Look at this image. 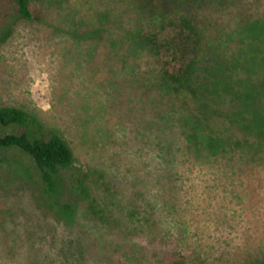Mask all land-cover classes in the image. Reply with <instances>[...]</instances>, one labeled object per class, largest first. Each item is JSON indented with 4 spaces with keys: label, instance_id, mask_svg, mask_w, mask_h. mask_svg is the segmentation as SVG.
I'll list each match as a JSON object with an SVG mask.
<instances>
[{
    "label": "rangeland",
    "instance_id": "obj_1",
    "mask_svg": "<svg viewBox=\"0 0 264 264\" xmlns=\"http://www.w3.org/2000/svg\"><path fill=\"white\" fill-rule=\"evenodd\" d=\"M13 2L0 0V108L60 134L85 191L60 216L32 159L0 151V264H264V161L243 162L237 148L230 170L227 160H163V131L152 127L157 49L128 37L186 16L206 52L263 16L264 0L160 10L145 0H32V20L12 17Z\"/></svg>",
    "mask_w": 264,
    "mask_h": 264
},
{
    "label": "trees",
    "instance_id": "obj_2",
    "mask_svg": "<svg viewBox=\"0 0 264 264\" xmlns=\"http://www.w3.org/2000/svg\"><path fill=\"white\" fill-rule=\"evenodd\" d=\"M13 1L12 17L34 18L32 0ZM145 2L152 10H160L178 2L202 7L205 0ZM263 17L243 22L225 37L220 36L206 52L202 29L186 16L157 31L136 29L128 33L129 39L138 38L141 46L157 49L156 70L150 75L157 111L152 127L163 131L156 135L163 160H175L180 155L201 165L227 160L224 165L230 170L229 160L237 148L243 162L264 161ZM163 106L164 111L160 110ZM8 128L15 132L3 133ZM9 149L32 159L50 208L63 217L76 212L85 191L84 176L76 169L74 152L60 134L25 110L1 107L0 151Z\"/></svg>",
    "mask_w": 264,
    "mask_h": 264
}]
</instances>
